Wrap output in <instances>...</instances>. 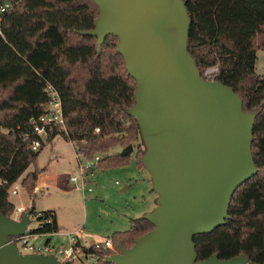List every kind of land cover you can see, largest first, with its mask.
Listing matches in <instances>:
<instances>
[{
    "label": "trees",
    "instance_id": "16d2710c",
    "mask_svg": "<svg viewBox=\"0 0 264 264\" xmlns=\"http://www.w3.org/2000/svg\"><path fill=\"white\" fill-rule=\"evenodd\" d=\"M6 3L10 6L1 12ZM186 5L191 17L188 48L201 73L218 65L217 80L240 95L245 111H259L252 147L258 171L236 190L226 224L195 236L198 259L245 254L264 264V76L256 71L264 0H187ZM98 14L93 0H0V212L6 216L16 209L9 200L10 184L21 179L26 191L36 194L40 171L23 175L45 146L33 153L31 120L46 112L48 85L62 98L66 130L53 129L47 143L60 135L74 143L80 158L101 154L97 167H109L124 165L130 156L112 149L123 150L141 137L137 121L128 114L135 105L137 81L118 52V38L108 36L98 54V38L81 33L94 28ZM35 211L31 207L24 213ZM41 212L52 223L31 233L58 231L55 211ZM153 228L142 217L132 219L129 229L109 237L112 245L103 256L118 253L119 243L133 246Z\"/></svg>",
    "mask_w": 264,
    "mask_h": 264
},
{
    "label": "water",
    "instance_id": "95a60500",
    "mask_svg": "<svg viewBox=\"0 0 264 264\" xmlns=\"http://www.w3.org/2000/svg\"><path fill=\"white\" fill-rule=\"evenodd\" d=\"M98 54L108 36L137 81L128 114L138 123L156 206L142 218L154 228L133 246L109 255V264H258L247 255L199 260L194 238L226 224L236 190L258 168L253 155L258 109L219 80L202 77L188 48L187 0H93ZM129 144L121 155H130ZM34 153V151H33ZM31 212H0V264H60L53 254L21 253L11 238L30 234Z\"/></svg>",
    "mask_w": 264,
    "mask_h": 264
},
{
    "label": "rangeland",
    "instance_id": "374dc122",
    "mask_svg": "<svg viewBox=\"0 0 264 264\" xmlns=\"http://www.w3.org/2000/svg\"><path fill=\"white\" fill-rule=\"evenodd\" d=\"M256 44V71L264 76V36H259ZM6 94L4 92L3 96ZM130 144L134 150L124 165L97 167L94 175L87 178L88 188H92L88 192L78 189V184L72 180L73 176L79 175V158L74 143L58 135L45 144L35 163L23 175L35 169L42 170L41 181L45 180L48 186L36 195H30L23 187L19 194L10 193L9 200L16 211L22 205L25 208L34 205L39 211L54 210L60 222L58 235L54 238L66 240L60 235L78 230L76 234L85 244L113 237L116 232L129 229L132 219L143 217L156 206L157 194L153 191L151 175L140 165L145 150L141 137ZM121 149L116 147L111 153H121ZM16 211L11 217L21 218L23 214ZM30 219L29 230L37 229V218L32 216ZM45 240L44 236L30 237L35 243Z\"/></svg>",
    "mask_w": 264,
    "mask_h": 264
},
{
    "label": "built area",
    "instance_id": "2783aa9c",
    "mask_svg": "<svg viewBox=\"0 0 264 264\" xmlns=\"http://www.w3.org/2000/svg\"><path fill=\"white\" fill-rule=\"evenodd\" d=\"M10 4L6 3L1 12H4ZM219 74V66L213 65L208 67L201 73L202 77L215 81ZM47 90L50 95L48 103L45 105L46 112L37 118H32L33 131L36 138L31 144V149L36 152L40 150L46 143L50 136V132L55 129L66 130V123L63 115V103L59 92L52 86L48 85ZM101 156L96 155L93 159L79 160V175L73 176L72 180L78 184V189L91 192L92 188H88L89 181L87 178L90 175H94L98 162ZM81 159V158H80ZM4 182L0 180V185ZM23 188L22 180L19 179L10 184L8 193L16 195L19 194ZM27 208L19 207L16 211L22 215ZM43 213L41 211H35L30 214V218L34 216L38 220V227L45 226L52 223L51 217L41 218ZM13 217V216H12ZM14 218H18L15 216ZM76 232H66L60 236L66 237V240L60 241V239L54 238L58 235V231H51L45 233H31L25 236H17L11 238L18 245L21 253H45L55 255L60 264H104L107 257L103 256L102 251L106 250L112 245L111 239L108 237L101 241H94L89 244L82 243ZM32 236H44L46 240L44 242H31ZM50 237V238H49ZM57 241V242H56Z\"/></svg>",
    "mask_w": 264,
    "mask_h": 264
},
{
    "label": "crops",
    "instance_id": "0c3cea01",
    "mask_svg": "<svg viewBox=\"0 0 264 264\" xmlns=\"http://www.w3.org/2000/svg\"><path fill=\"white\" fill-rule=\"evenodd\" d=\"M79 160H80V157L78 156ZM39 170V169H38ZM40 171V170H39ZM42 171V170H41ZM41 171H40V174L38 176V181H37V185H36V188H35V193L37 194L39 191H43L47 186H48V183L45 181V180H42L41 181ZM35 194V195H36ZM20 207H23L25 208V206H20ZM34 207V205H33ZM36 209V207H34ZM37 210V209H36ZM48 210H52V209H48ZM39 211V210H37ZM43 211V210H42ZM56 213V212H55ZM56 217H57V214H56ZM57 223H58V230L60 229V222H59V219L57 217ZM79 231V230H78ZM60 241H63V240H60Z\"/></svg>",
    "mask_w": 264,
    "mask_h": 264
}]
</instances>
